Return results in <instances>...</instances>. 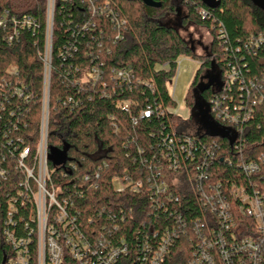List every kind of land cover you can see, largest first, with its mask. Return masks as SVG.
Instances as JSON below:
<instances>
[{
    "label": "trees",
    "instance_id": "trees-1",
    "mask_svg": "<svg viewBox=\"0 0 264 264\" xmlns=\"http://www.w3.org/2000/svg\"><path fill=\"white\" fill-rule=\"evenodd\" d=\"M110 1L127 21L126 30L120 31L122 39L115 41L108 18L96 21L104 28L102 33L96 27H83L90 20L87 0H55L50 41L49 163L54 165L67 156L83 171L88 166L96 169L104 161L105 166L99 171V188L89 193L84 203L141 204L143 209L144 205L148 206L147 199L138 202L134 195L115 193L110 178L125 170L135 173L136 167L150 171L147 165L159 157L163 138L177 131L196 135L197 141L203 143L216 141V158L210 168L214 177L239 183L248 181L238 169L237 159L246 161L264 153V103L252 107L253 113L244 123L246 145L235 148L231 128L214 119L209 102L219 91L228 61H238L245 78L264 79V44L253 47L254 53L244 47L246 39L264 32V9L250 0H221L213 9L200 0H155L159 7H148L140 0ZM46 2L0 0V16L5 24L4 28L0 27V148L4 153L9 150L2 138L5 133L13 140L21 137L26 144L37 139L46 47ZM200 8L207 9L209 16L198 15ZM26 18L27 26L21 23ZM218 23L227 33L226 54L217 37ZM190 24L209 31L211 40L204 55L195 54L191 41L179 33L180 28ZM13 27L17 33L9 41L7 36ZM183 54L199 59L186 97L190 115L184 121L170 112L174 101L168 88L176 61ZM99 62L101 78L94 84L82 80L83 72ZM123 67L130 69L134 79L151 83L152 88L131 83L129 90L130 83H115L111 70ZM210 74L219 76L217 83L210 81L207 77ZM15 89L22 91V97L13 94ZM226 92L236 102L248 101L235 88ZM67 97L72 101L66 102ZM127 99L134 102L130 113L122 112L117 104ZM158 105L164 114L155 111ZM146 106L151 107V114L133 124L132 116ZM112 122L116 128L111 127ZM177 195L181 204L188 207H183L186 215L196 212L193 196L178 192ZM186 253L180 241L166 264H186Z\"/></svg>",
    "mask_w": 264,
    "mask_h": 264
},
{
    "label": "built area",
    "instance_id": "built-area-1",
    "mask_svg": "<svg viewBox=\"0 0 264 264\" xmlns=\"http://www.w3.org/2000/svg\"><path fill=\"white\" fill-rule=\"evenodd\" d=\"M87 2L90 20L83 27H96L102 33L104 28L97 22L101 17L108 18L114 31L113 41L122 39L120 31L126 30L127 21L120 17L113 1ZM54 4L55 0H47L37 139L26 144L21 137L13 140L6 133L2 135L9 150L4 153L0 148V264H166L180 241L188 255L186 264H264L263 152L254 159H237L236 165L248 181H224L210 171L216 158L214 151L218 148L215 140L203 143L197 141L196 135L173 131L163 138L159 157L147 165L150 171L136 167L135 173L125 170L110 178L115 193L134 195L138 202L147 199L148 206L144 205L143 209L141 204L84 203L87 195L99 188V171L105 166L104 161L96 169H88V166L83 171L67 156L54 165L49 163L50 41ZM197 13L202 18L209 16L205 8L198 9ZM21 23L27 26L28 18ZM217 25V37L226 54L227 33L221 23ZM0 27H5L2 16ZM16 30L13 27L7 36L9 41L16 36ZM262 44L264 32L244 41V47L250 48L252 53L255 52L253 47ZM99 66L100 62L86 69L82 80L91 84L98 81L101 78ZM178 70L177 60L169 82L172 84L174 79L171 97ZM111 78L118 85L130 83L129 90L131 83L152 88L151 83L134 79L126 67L113 68ZM232 88L239 91V95L243 92L248 101L236 102L234 96L226 92ZM13 94L22 97L19 89ZM71 101V97H67L66 102ZM209 103L214 119L231 128L234 147H243L246 145L244 123L249 121L252 107L264 103V79L245 78L238 61H228L219 91ZM117 104L122 112L130 113L134 102L127 99ZM155 111L164 114L160 105ZM151 112L150 106L139 109L131 121L136 124L139 118L148 117ZM111 127L116 128V123L112 122ZM142 160L146 165V160ZM221 160L225 159L221 157ZM177 192L193 196L197 204L195 213L183 212L188 207L181 204Z\"/></svg>",
    "mask_w": 264,
    "mask_h": 264
},
{
    "label": "rangeland",
    "instance_id": "rangeland-1",
    "mask_svg": "<svg viewBox=\"0 0 264 264\" xmlns=\"http://www.w3.org/2000/svg\"><path fill=\"white\" fill-rule=\"evenodd\" d=\"M47 3V2H46ZM47 5V4H46ZM180 35L187 41H191L195 48V54L204 55L209 46L211 37L204 27L196 25H185L179 29ZM179 61L178 76L175 83V88L172 94L174 105L170 107V112L176 114L181 120H188L190 110L187 105V93L194 77L196 70L199 67V59L193 55H181L177 59ZM212 82H218L219 76L216 74L207 75ZM172 84L168 85L169 93L172 92Z\"/></svg>",
    "mask_w": 264,
    "mask_h": 264
},
{
    "label": "water",
    "instance_id": "water-1",
    "mask_svg": "<svg viewBox=\"0 0 264 264\" xmlns=\"http://www.w3.org/2000/svg\"><path fill=\"white\" fill-rule=\"evenodd\" d=\"M148 7H159L160 3L155 0H140ZM208 8H216L219 6L221 0H200ZM250 2L260 9H264V0H250Z\"/></svg>",
    "mask_w": 264,
    "mask_h": 264
}]
</instances>
